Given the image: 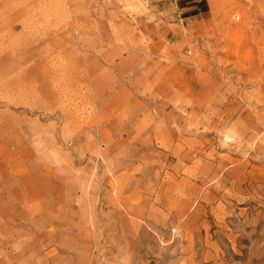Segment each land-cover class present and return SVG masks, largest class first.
<instances>
[{
  "label": "rangeland",
  "instance_id": "374dc122",
  "mask_svg": "<svg viewBox=\"0 0 264 264\" xmlns=\"http://www.w3.org/2000/svg\"><path fill=\"white\" fill-rule=\"evenodd\" d=\"M188 1L0 0V264H264V0Z\"/></svg>",
  "mask_w": 264,
  "mask_h": 264
},
{
  "label": "crops",
  "instance_id": "0c3cea01",
  "mask_svg": "<svg viewBox=\"0 0 264 264\" xmlns=\"http://www.w3.org/2000/svg\"><path fill=\"white\" fill-rule=\"evenodd\" d=\"M151 3H152V1H151ZM188 3H192L190 6H188V7H184V8H197L198 9V5H200V0H191V1H188ZM154 6L157 8V7H159L160 6V3H156V4H154ZM183 9V8H182ZM190 17V16H189ZM186 18H188V17H185V19Z\"/></svg>",
  "mask_w": 264,
  "mask_h": 264
},
{
  "label": "built area",
  "instance_id": "2783aa9c",
  "mask_svg": "<svg viewBox=\"0 0 264 264\" xmlns=\"http://www.w3.org/2000/svg\"><path fill=\"white\" fill-rule=\"evenodd\" d=\"M188 53H189V51H188Z\"/></svg>",
  "mask_w": 264,
  "mask_h": 264
}]
</instances>
